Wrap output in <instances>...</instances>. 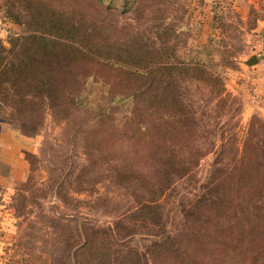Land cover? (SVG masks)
Here are the masks:
<instances>
[{
    "label": "rangeland",
    "instance_id": "obj_1",
    "mask_svg": "<svg viewBox=\"0 0 264 264\" xmlns=\"http://www.w3.org/2000/svg\"><path fill=\"white\" fill-rule=\"evenodd\" d=\"M41 17L75 37L31 42L0 86L23 166L0 185V264H221L237 225L264 264V0H0V44ZM140 45L217 80L107 103L93 52Z\"/></svg>",
    "mask_w": 264,
    "mask_h": 264
},
{
    "label": "trees",
    "instance_id": "obj_2",
    "mask_svg": "<svg viewBox=\"0 0 264 264\" xmlns=\"http://www.w3.org/2000/svg\"><path fill=\"white\" fill-rule=\"evenodd\" d=\"M34 25L35 33L17 36L10 47L4 48L0 44V86L5 81L15 85L18 83L21 78L22 63L21 61L16 63L13 58L19 60L18 55L29 49L31 42L35 44L37 43L36 40H42L46 35H53L66 40L75 37L73 30H68L62 23H56L49 17L36 19ZM83 48L86 52L92 53L91 47L84 46ZM93 53H95V56L90 58L89 61L93 69L87 75V78H91V87H106L102 90V95L107 94V103L127 105L133 110L137 109L136 104L143 95L146 98L149 96L146 101H149L150 107H152V101H156V99L158 102L167 101L169 91L176 85L179 74L187 75L190 73V76L205 83L217 80L216 75L209 73L200 65L169 61L167 56L162 60H157L153 55V50L148 49L145 45L137 47L132 56L123 60L120 57H114L113 59L108 54L103 56L99 52ZM85 61L87 62V60ZM108 78H111V80L108 81ZM156 90H158V95ZM91 94L92 92L88 91L85 96ZM103 110L106 109L99 110V113ZM230 228L232 226L227 229ZM244 233L245 230L237 225L235 229L236 239H241L239 243L243 247L239 246L241 249L238 250L230 245L227 246L220 260L221 264H255L256 257L249 260L252 256L248 259L244 256V252L248 251V248L241 243ZM227 236H231L229 232H227Z\"/></svg>",
    "mask_w": 264,
    "mask_h": 264
},
{
    "label": "crops",
    "instance_id": "obj_3",
    "mask_svg": "<svg viewBox=\"0 0 264 264\" xmlns=\"http://www.w3.org/2000/svg\"><path fill=\"white\" fill-rule=\"evenodd\" d=\"M15 140L16 138L11 137L10 130L0 124V185L8 183L10 177L17 174L16 168L22 169L23 167L16 154L17 142ZM6 145L9 149L7 153L4 152Z\"/></svg>",
    "mask_w": 264,
    "mask_h": 264
},
{
    "label": "water",
    "instance_id": "obj_4",
    "mask_svg": "<svg viewBox=\"0 0 264 264\" xmlns=\"http://www.w3.org/2000/svg\"><path fill=\"white\" fill-rule=\"evenodd\" d=\"M257 62V58L255 55H251L247 58V60H245V64L247 65H251Z\"/></svg>",
    "mask_w": 264,
    "mask_h": 264
}]
</instances>
